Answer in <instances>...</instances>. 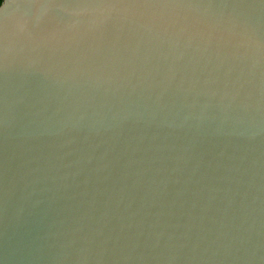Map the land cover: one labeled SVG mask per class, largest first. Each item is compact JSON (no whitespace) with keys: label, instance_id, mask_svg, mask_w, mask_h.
Masks as SVG:
<instances>
[{"label":"water","instance_id":"water-1","mask_svg":"<svg viewBox=\"0 0 264 264\" xmlns=\"http://www.w3.org/2000/svg\"><path fill=\"white\" fill-rule=\"evenodd\" d=\"M0 264H264V0H4Z\"/></svg>","mask_w":264,"mask_h":264},{"label":"trees","instance_id":"trees-1","mask_svg":"<svg viewBox=\"0 0 264 264\" xmlns=\"http://www.w3.org/2000/svg\"><path fill=\"white\" fill-rule=\"evenodd\" d=\"M3 1H4V0H2V2H0V6L2 5Z\"/></svg>","mask_w":264,"mask_h":264},{"label":"clouds","instance_id":"clouds-1","mask_svg":"<svg viewBox=\"0 0 264 264\" xmlns=\"http://www.w3.org/2000/svg\"><path fill=\"white\" fill-rule=\"evenodd\" d=\"M0 2H2V0H0Z\"/></svg>","mask_w":264,"mask_h":264}]
</instances>
